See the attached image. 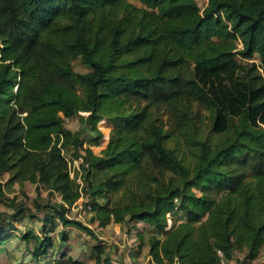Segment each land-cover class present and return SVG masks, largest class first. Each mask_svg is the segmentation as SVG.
<instances>
[{"label":"trees","instance_id":"obj_1","mask_svg":"<svg viewBox=\"0 0 264 264\" xmlns=\"http://www.w3.org/2000/svg\"><path fill=\"white\" fill-rule=\"evenodd\" d=\"M137 1L0 0V174L59 195L10 200L6 223L24 210L40 223L16 236L22 264H85L63 251L69 226L96 238L130 221L148 225L139 245L157 264L260 255L264 0ZM84 197L95 228L66 215Z\"/></svg>","mask_w":264,"mask_h":264},{"label":"rangeland","instance_id":"obj_2","mask_svg":"<svg viewBox=\"0 0 264 264\" xmlns=\"http://www.w3.org/2000/svg\"><path fill=\"white\" fill-rule=\"evenodd\" d=\"M131 1L138 7L143 6L137 0ZM206 1L207 0H197L198 5L200 7L204 6ZM253 60L256 63H259V59L257 57H255ZM72 63L73 69L75 71H87V68L80 63L79 59L72 61ZM104 124L105 126H100L101 132L103 133L102 143L107 140L111 127L107 121H105ZM65 125L71 130H81V124L77 117L67 118L65 120ZM182 147L185 148V146ZM93 148L97 149L98 146ZM64 153L65 156L70 159V155L68 154V152ZM70 164L71 173H73L76 170L75 168L77 167L78 160H73L70 162ZM8 177L9 174L6 172L0 174V191L2 192V195L0 194V222L2 223L1 228L3 230H6L7 232H11L12 235L9 237L8 241L4 245L0 246V264H22L27 263L30 260V255L27 253L26 250H23V244L17 241L16 236L19 233L21 234L27 227H30L36 231L40 223L36 220H31L26 217L25 214L27 212L25 210L20 216L16 218H8V223H6L7 220L5 219L4 215L11 214L13 211V209L8 206V204H10V200L13 199L15 203L22 202L23 204L28 205L34 209L35 202L33 201V198L38 197L40 202L52 203L55 201H59V195L57 193H53L52 195H50L44 188H39V190H37L36 185L29 181H25L21 185H19L18 182H8ZM84 201L85 197L78 200L75 204L71 205L68 211L66 212V215L70 218L79 219L90 227L95 228V224H91L88 220L89 214L84 208ZM174 218L177 219V217ZM136 227L138 229H142V233H147L148 228H145V224L141 223L140 226ZM59 228L60 226H58V229ZM111 230L112 229L110 226L107 229L98 228V230H96V238H92L85 232L73 226H69V241L63 248V251L72 258L81 259L85 262V264H95V253L93 252V245L104 244L109 250L110 245H112V241L110 240L111 235L109 237ZM55 234L56 232H53L51 235L56 236ZM135 242L136 244L138 243L137 240ZM18 244H21V246H18ZM10 253L13 254L14 258L10 257ZM118 254L119 253L116 250L114 255L117 256ZM57 255L58 254H56L55 256L57 257Z\"/></svg>","mask_w":264,"mask_h":264},{"label":"crops","instance_id":"obj_3","mask_svg":"<svg viewBox=\"0 0 264 264\" xmlns=\"http://www.w3.org/2000/svg\"><path fill=\"white\" fill-rule=\"evenodd\" d=\"M145 224V228L148 225L144 222H128L127 224L109 223L104 229L111 227L109 237L111 235L112 245H110V255L112 257V264H140L149 258L147 254L148 246L146 244H140L139 234H144V240L147 239L145 233H142V229H138L136 226L140 224ZM143 226V225H142ZM134 238V239H133ZM137 240V244L136 241ZM110 242V241H108ZM126 242V243H125ZM118 251V255L115 256L114 253ZM241 255L236 254L227 264H237L236 260L240 258ZM77 259V258H74ZM81 260V259H79ZM244 264H264V244L261 248L260 255L253 261Z\"/></svg>","mask_w":264,"mask_h":264},{"label":"built area","instance_id":"obj_4","mask_svg":"<svg viewBox=\"0 0 264 264\" xmlns=\"http://www.w3.org/2000/svg\"><path fill=\"white\" fill-rule=\"evenodd\" d=\"M140 264H157L154 261H152L150 258H148L147 260L143 261ZM173 264H179L178 262H174Z\"/></svg>","mask_w":264,"mask_h":264}]
</instances>
